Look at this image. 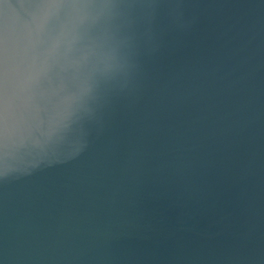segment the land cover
<instances>
[{
  "label": "water",
  "instance_id": "obj_1",
  "mask_svg": "<svg viewBox=\"0 0 264 264\" xmlns=\"http://www.w3.org/2000/svg\"><path fill=\"white\" fill-rule=\"evenodd\" d=\"M0 264H264V0H0Z\"/></svg>",
  "mask_w": 264,
  "mask_h": 264
}]
</instances>
